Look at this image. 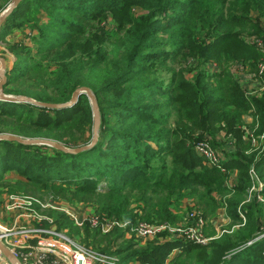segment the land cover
<instances>
[{
  "label": "trees",
  "instance_id": "obj_1",
  "mask_svg": "<svg viewBox=\"0 0 264 264\" xmlns=\"http://www.w3.org/2000/svg\"><path fill=\"white\" fill-rule=\"evenodd\" d=\"M11 1L0 0V13ZM260 19L264 0H21L0 27V43L15 57L3 93L59 105L85 87L100 124L94 147L76 155L0 140V196L65 199L93 207L101 219L172 226L179 221L174 209L187 198L213 233L209 221L220 195L227 218L239 227L207 245L171 239L138 247L123 240L120 228L103 234L88 222L77 228L62 212L47 215L57 230L82 235L87 247L116 257L115 264H264V229L257 223L264 219V185L244 203L254 184L250 168L264 183V154L257 156L252 141L243 146L240 129L249 116L250 129L264 134V90L246 97L228 67L238 60L256 71L263 55L243 36L264 42ZM25 28L35 32L32 48L5 38ZM189 60L195 68H184ZM209 63L217 67L212 75ZM92 112L85 94L59 110L0 101V135L75 149L91 143ZM222 123L235 137L234 155L223 163L237 171L231 188L225 174L194 152L198 132L217 146ZM11 172L18 179L7 181Z\"/></svg>",
  "mask_w": 264,
  "mask_h": 264
},
{
  "label": "built area",
  "instance_id": "obj_2",
  "mask_svg": "<svg viewBox=\"0 0 264 264\" xmlns=\"http://www.w3.org/2000/svg\"><path fill=\"white\" fill-rule=\"evenodd\" d=\"M208 68L213 70V72L217 69L215 64L208 66ZM239 70L243 69L240 66H235V72L240 73ZM246 77L252 79V87H259L260 91L264 90V64L259 65V70L257 72H253ZM240 80L244 81L242 78H240ZM244 89L247 96L257 94L251 91L250 85L248 87L245 86ZM213 149L214 148L210 146L209 138H203L195 144L194 152L198 157L202 158L203 163L208 168L218 169L219 172L227 174L228 171L223 165L225 159L218 154L219 151L217 149ZM249 171L251 179L254 181L250 193H252V191L261 190L259 186L256 188L255 179L258 178L256 172L253 171V169ZM17 197L16 195L10 196V202L6 207V211H15L17 208L25 207V214L18 215L16 220L23 219L26 223L28 222L27 226L13 229L10 232L6 230L5 232L0 231V243L11 251L17 264H115L116 259H111L112 256L95 254L90 249L74 244L73 241L65 235V232L59 233L54 227H50L49 229L41 228L40 224L44 222L50 225L53 223L52 219L49 218L47 214L42 215V213H40L48 209L68 215L77 226L82 225L83 222H88L92 228L99 227L103 234L109 233L114 227L122 228L125 230L127 236L133 235L137 241L143 244L154 240L161 242L171 239H181L182 241L189 240L198 245H205L208 243L207 238L204 236V230L207 226L206 221L196 210L183 212L181 221L174 226L168 223H146L140 220H137L134 224H130L129 222L125 223L117 220H104V218L101 219L96 215L95 218L90 216V214L86 215V217H80L78 221L77 218L79 217L68 209V205L62 204V202L59 204L51 199L41 202L31 196H19L23 197V199ZM258 199L262 201L261 197H258ZM33 204L37 205L38 211L40 212L32 208ZM30 222H35L37 226H39L34 227L29 225ZM127 225L130 227L128 228ZM11 237H15L14 240H11ZM28 241H30V243H28ZM250 244L251 243H249V245ZM13 248L23 250L19 252L20 256H17ZM16 257H18L19 260H17ZM4 259V255L0 252V260L6 264Z\"/></svg>",
  "mask_w": 264,
  "mask_h": 264
},
{
  "label": "rangeland",
  "instance_id": "obj_3",
  "mask_svg": "<svg viewBox=\"0 0 264 264\" xmlns=\"http://www.w3.org/2000/svg\"><path fill=\"white\" fill-rule=\"evenodd\" d=\"M132 11L134 13H136V14H140V12H141L138 8H133ZM250 15H251V17L253 19H256L258 17V14L256 12H250ZM43 20L46 21L45 19H43ZM259 21H260L259 29L264 34V20L260 19ZM110 26H111V18L109 19V22L106 25V27L109 28ZM30 34L31 33H30L29 29L25 28V29H22V30H13L5 38L7 39V41L9 43H24L25 45H28L29 47L32 48L33 44H32V41H31ZM32 35H35V32H33L31 34V36ZM243 42L245 44H247V45L249 44L250 46L254 47V49H257V51H259V53L261 55H263V57L260 58L259 61L256 63V66H257L256 67V71H251L250 68L247 65L245 66L241 61H238V60L231 61V63H229V65H228V67H229V69L231 71H233L235 73V78H236L238 84H240V86H241L242 90L244 91V94H245L246 97H250L251 96V95L247 96L246 92H245V89H244L245 86L248 87L249 85H250V87L252 89L251 91L257 93V94H254V95H257V96L260 97L263 91H260L259 87H257V88H255V86L252 87V85H253L252 79H250V78L248 79L246 76H248L249 74H252L253 72H257L259 70V65L260 64H264V42L260 38H258L255 34H248L246 36H243ZM0 58L5 59V63H6L5 73H6L12 67L13 62L15 61V57H14V55H12V54H10L8 52V50L6 49V46L4 44H2V43H0ZM214 64L213 63H209V64H207L205 66L206 72H207L208 75H212L214 73L213 70H210L208 68V66H212ZM182 65L184 66V68H186V67L195 68L196 67V62L193 61V60H189L188 64L184 63ZM235 66H240L243 70H239L240 73L235 72ZM0 68H1V65H0ZM186 76L188 78H191L192 77V73H188ZM164 77H165V75H164ZM240 78H242L244 81L240 80ZM245 79H246V81H245ZM2 94L4 96H6V95L13 96V95H10V94H4L3 91H2ZM19 97H21V96H19ZM242 120H243V125L240 127V129L243 132V134H242V136H243V146H247L249 144V142L252 141L253 151H255L257 153V156L259 154L260 155L264 154L263 153L264 152V136H263L264 134H262L261 137L259 138L257 135H255L254 130L250 129V125L252 124V120H253V119H251V117L249 119V116H243ZM193 138H196V140H198L196 142H199V140L201 138L202 139L203 138H209L210 139L212 137H210V135L207 134V133L198 132V134H196ZM27 139H29V138H27ZM234 140H235L234 135L227 134L226 126H225L224 123H222L219 132L215 135V142L213 143V144H215L217 146L213 147V148L215 150L217 149L219 151L218 154L220 156H223V158L225 159L224 161H228L231 158V156L234 155V149H236V147L234 146ZM210 146L211 147L213 146L211 144V142H210ZM251 151H252V149H251ZM251 151H249V152H251ZM260 155H259V157H260ZM263 171H264V165H263ZM224 176L226 178L225 185L228 188L233 187L235 185V181H236V177H237V171L234 170V172H228ZM5 177H6L7 181L8 180L13 181L15 179H18V177H16V175L13 172L9 173ZM255 182L257 184V187L258 186L262 187L264 185L263 181L260 178L255 179ZM250 195H251V193H249V196L246 198L244 203H247L249 201ZM10 196L11 195L10 194L8 195L7 193H2L1 196H0V231H4V232H5V230L7 232H10L13 229H17V228H21V227L27 226V223H28V222L26 223V221H24L23 219L14 220V219L11 218V215L13 216V214H17V215L25 214V212H26L25 211L26 210L25 207L17 208V209H15V211H10L11 214H10V216H8L9 212L6 211V207L9 205ZM258 197H261V196H258ZM17 198L23 199V197H19V196ZM35 198L40 200L41 202H44L46 200L51 199L53 201H56L59 204H61V202H62V204L68 205V209L71 212H75L78 215H79V213L81 214L79 216V218H77L78 221H79L80 217H86V215H88V214H90V216L95 217V210H93V207H91V206H89L87 204L79 203V204L71 205L65 199H53L51 197L49 198V197H46V196H44V197L40 196V197H35ZM216 201H217V204H219V208L215 212L213 218L210 219V223H209V224L212 223L211 226L214 229V232L212 231L213 233H211L209 230H204V236L207 238L208 243L210 241H212V240H217L220 236L224 235L225 233H228V235H230L233 231H236V229L239 227L238 224H236L235 226L232 225L230 220H229V218H227V216H226L225 199L223 197H221L220 195H217L216 196ZM32 208L35 209L36 211H38V208H37L36 204H33ZM177 208H178V210L174 209V214H176L179 217V221L177 223H179L181 221V218L183 217V212H188V209H191L193 211L196 210V207H194V202L192 201V199H187V198H185L182 201V203L180 204V206L177 207ZM76 209H78V210H76ZM47 211H54V210L48 209V210H44L42 212H40V211H38V212H40V213H42V215H44V214H47ZM54 212H57V211H54ZM6 213H7V216H6ZM138 214H141V212L138 211ZM96 216H98V215H96ZM241 217H242V222H244V217L242 215H241ZM49 218H51L52 221H53L52 225L44 222V223L40 224L41 228L49 229L50 227H54L55 230L57 232H59V233L65 232V235L71 241H73L74 244L79 245V246L81 245V246L85 247L86 249H90L95 254H101V253H98V252L94 251L90 247H87V245H85L83 243L84 241H82V239H81L82 235L79 236V238H77V237H75L73 235H69L68 230H62V231L57 230V228L55 227V223H54L53 218L51 216H49ZM104 220H108V219L105 217ZM72 222L74 223V221H72ZM84 223H86V222H83V224ZM257 223H259V227L261 229H264V219H260L259 221H257ZM83 224L79 225V226H77V225H75V226L77 228H79V227L82 228ZM176 224H174V225H176ZM29 225H32L34 227L37 226V224L35 222H30ZM230 225H232L234 227L232 229H230L229 228ZM127 226H128V228L130 227L129 225H127ZM114 228H118V227H114ZM120 229H122V228H120ZM229 229H230V231H228ZM122 230H124V229H122ZM14 238L15 237H11V240H14ZM123 240H125V241H130V240L132 241L133 240L134 243L138 244V247H144L145 246V244L137 241L134 238L133 235L132 236H129V235L127 236L126 232L124 234ZM28 243H30V241H28ZM207 244H205V245H207ZM112 248H113L112 250L115 251L116 246H114ZM13 249L17 253V256H20L19 252L23 251V250H20V249H17V248H13ZM16 259L19 260L18 257H16ZM111 259L115 260L116 257H112ZM4 262L6 264H11V262H9L6 258L4 259ZM0 264H4V263L1 262V260H0ZM132 264H134V263H132Z\"/></svg>",
  "mask_w": 264,
  "mask_h": 264
},
{
  "label": "water",
  "instance_id": "obj_4",
  "mask_svg": "<svg viewBox=\"0 0 264 264\" xmlns=\"http://www.w3.org/2000/svg\"><path fill=\"white\" fill-rule=\"evenodd\" d=\"M21 0H12L10 2V4L7 6V8L4 9V11L0 14V27L4 24V20L9 16V14L19 5V2ZM0 101L2 102H14V103H31L37 107H45L48 109H56L59 110L60 108H67V107H72L73 105L76 104L78 98L80 95L85 94L89 100L90 105L92 106V123H93V129H92V137H91V143L84 145V146H80L77 147L75 149H68L66 147H64L61 144L49 141V140H38V139H25L22 140L18 137H15L13 135H0V140H10V141H15L18 143H21L23 145L28 144V145H48L51 147H54L56 150L58 151H63L65 153L68 154H73L76 155L77 153L83 152V151H87L89 149H91L92 147H94V145L97 143V137H98V127H99V110H98V105L96 104L95 101V97L92 94V92L85 87H79L76 89V91L72 94L69 102L67 103H63V104H59V105H54V104H49V103H39L36 102L30 98L27 97H19V96H9L6 95L4 96L2 94V88L4 87L5 83H6V73H5V67H6V63H5V59L0 58ZM0 252L4 255V257L11 262V264H17L15 261V258L13 256V254L11 253V251H9L6 247H4L1 243H0Z\"/></svg>",
  "mask_w": 264,
  "mask_h": 264
},
{
  "label": "crops",
  "instance_id": "obj_5",
  "mask_svg": "<svg viewBox=\"0 0 264 264\" xmlns=\"http://www.w3.org/2000/svg\"><path fill=\"white\" fill-rule=\"evenodd\" d=\"M76 210H78V209H76ZM75 213V212H74ZM10 214H11V212H9V215L8 216H10ZM75 215L77 216V217H79L81 214L79 213V215L77 214V213H75ZM6 216H7V213H6ZM17 214H13V216L11 215V218L12 219H14V220H16V218H17Z\"/></svg>",
  "mask_w": 264,
  "mask_h": 264
}]
</instances>
